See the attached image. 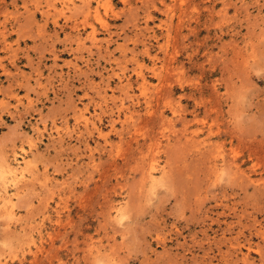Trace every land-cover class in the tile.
<instances>
[{"label": "rangeland", "instance_id": "374dc122", "mask_svg": "<svg viewBox=\"0 0 264 264\" xmlns=\"http://www.w3.org/2000/svg\"><path fill=\"white\" fill-rule=\"evenodd\" d=\"M0 264H264V0H0Z\"/></svg>", "mask_w": 264, "mask_h": 264}, {"label": "bare ground", "instance_id": "6f19581e", "mask_svg": "<svg viewBox=\"0 0 264 264\" xmlns=\"http://www.w3.org/2000/svg\"><path fill=\"white\" fill-rule=\"evenodd\" d=\"M67 1V0H66ZM72 0H68V2H71ZM90 1V0H89ZM64 3V2H63ZM51 8V7H50ZM66 11V10H65ZM92 16V17H90ZM92 18V19H91ZM90 20H94L95 22H97L101 27H107V24L105 22V19L101 16V14L99 13L98 9L96 8L92 13L88 12V13H84L83 14V20H82V23L85 25V24H88L90 26V29H91V33L92 35L94 33H96L95 29H94V25L92 23H90ZM146 84V83H145ZM143 91L147 90V88L145 87V85H143V88H142ZM177 111V110H175ZM176 115V114H175ZM152 163L149 165V174L151 175L152 172H154L156 170V165H155V160L152 159L151 160ZM150 161V162H151ZM3 165V163L1 164ZM5 173V172H4ZM7 174V173H6ZM11 174V173H9ZM148 174V173H147ZM154 184V183H153ZM16 191V190H15ZM8 206V205H7ZM6 211V210H5ZM10 221V220H9ZM39 227V226H38Z\"/></svg>", "mask_w": 264, "mask_h": 264}]
</instances>
